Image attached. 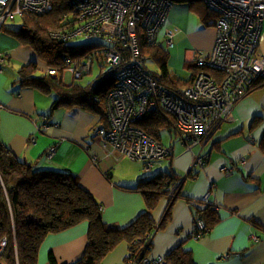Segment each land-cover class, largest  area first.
Here are the masks:
<instances>
[{
    "label": "crops",
    "instance_id": "1",
    "mask_svg": "<svg viewBox=\"0 0 264 264\" xmlns=\"http://www.w3.org/2000/svg\"><path fill=\"white\" fill-rule=\"evenodd\" d=\"M211 11L201 0H174L159 31L158 42L150 45L167 52L168 70L176 77L193 79L198 70L197 53L212 52L217 21L210 19ZM3 26L0 27V141L20 160L37 171L56 170L75 175L80 185L102 204L103 221L117 227H127L145 213L160 222L170 203L168 196L160 197L151 209L137 188L159 173H171L182 180L180 196L172 203L168 222L157 230L147 256H166L181 246L193 254L195 264H264V86L245 95L236 104L231 119L219 124L202 145L194 147L196 155L207 156L204 166L194 165L192 153L183 145L179 148L175 145L171 158L161 159L151 171L145 172L137 161L124 164V160L113 163L102 158L100 136L95 130L106 124L100 113L80 104L53 106L59 98L57 90L47 91L35 83L22 81L20 69L24 64L38 63L39 70L33 76L45 74L48 65L40 63L28 47H19L21 44L15 38L19 33H4ZM170 37L172 44L168 43ZM263 54L264 29L258 48V55ZM78 61L83 63L79 66L83 69L88 59ZM92 62L79 77L65 67L54 78L64 85L95 83L87 80V74L93 73ZM55 142L57 151L50 156L49 149ZM93 157H98L97 164ZM225 166L230 168L229 172L222 170ZM209 190L211 202L219 205L216 209L203 203ZM207 208L213 210L216 218L210 221L209 233L196 240L191 237L195 215L198 211L205 215V210L210 212ZM89 228V222L83 221L48 235L40 247L38 264H52L51 254L58 264L80 259L88 248ZM129 253L130 244L122 241L100 264H124Z\"/></svg>",
    "mask_w": 264,
    "mask_h": 264
},
{
    "label": "built area",
    "instance_id": "2",
    "mask_svg": "<svg viewBox=\"0 0 264 264\" xmlns=\"http://www.w3.org/2000/svg\"><path fill=\"white\" fill-rule=\"evenodd\" d=\"M201 1L218 13L217 36L210 54L197 53L198 70L193 83L179 91L155 78L146 68L147 56L142 50V39L148 45L158 42L174 0H69L75 24L51 31L50 35L66 42L101 45L102 61L117 69L115 84L105 98L108 124L95 129L100 136L102 158L119 163L127 157L140 162L145 172L161 159L171 158L173 147L137 124L146 114L163 110L176 120V133L168 129L171 139L177 136L185 150L192 153L193 164L204 166L207 156L196 155L194 147L202 145L219 124L230 120L236 104L264 78V54L258 55L264 29V0ZM53 8V0H0V26L8 18L44 15ZM168 43L172 44V37ZM92 61L88 58L83 69L78 60L72 66L68 61L66 67L79 77ZM61 71L59 67H46V74L52 77H58ZM57 148L58 142L53 143L49 155H54ZM93 160L97 164L99 159ZM222 170L229 172L230 168L225 166ZM181 183L182 180L168 184L170 200L177 196ZM210 198L209 190L203 203L218 208V203H212ZM209 231L205 217L198 211L191 237L199 240ZM156 232L148 235L152 242ZM142 242L136 239L130 244L124 264H169L162 255L138 258L136 246ZM5 244L3 240L1 248Z\"/></svg>",
    "mask_w": 264,
    "mask_h": 264
},
{
    "label": "trees",
    "instance_id": "3",
    "mask_svg": "<svg viewBox=\"0 0 264 264\" xmlns=\"http://www.w3.org/2000/svg\"><path fill=\"white\" fill-rule=\"evenodd\" d=\"M53 3V10L47 14L24 16L23 28L18 33L25 32V42L38 52L48 67L64 69L68 61L80 58L96 57L102 61L101 45L66 42L50 35L51 31L71 28L76 21L69 0H53ZM142 50L146 56L158 53L165 57L160 72H151L160 83L179 91L193 83L195 75L193 79L183 80L170 73L166 62L168 54L162 48L150 46L142 39ZM38 70L36 62L24 64L20 69L22 81L35 83L47 91L57 90L59 98L53 106L80 104L100 113L105 125L108 124L105 98L115 84L116 67L109 66L95 83L87 86L79 82L64 85L46 72L41 76H33ZM259 86H264V78L255 83L249 93ZM137 124L159 140L163 129L177 131L175 118L163 110L146 114ZM179 180L178 176L163 172L141 183L137 190L143 192L152 209L160 197L167 195L168 184ZM181 185L160 222H155L150 213H145L127 227H117L103 221L102 204L80 185L75 175L56 170L37 171L0 141V261L3 264H38L40 247L48 235L83 221H88L90 226L88 248L80 259L71 264H100L101 259L120 242L131 244L136 239H142L143 242L137 244L135 255L140 259L145 258L152 246L148 235L164 227L170 219L172 203L180 196ZM207 209L210 212L205 210V215L202 213L211 229L210 221L213 222L216 217L211 208ZM3 240L6 244L1 248ZM166 259L169 264H195L193 254L181 246L166 255ZM50 260L52 264H58L53 254Z\"/></svg>",
    "mask_w": 264,
    "mask_h": 264
},
{
    "label": "rangeland",
    "instance_id": "4",
    "mask_svg": "<svg viewBox=\"0 0 264 264\" xmlns=\"http://www.w3.org/2000/svg\"><path fill=\"white\" fill-rule=\"evenodd\" d=\"M210 19L214 20V21L215 20L217 21L218 20V13L214 12V11H211ZM23 25H24V16L23 15H17L15 19L8 18L5 21V24L3 26V30L2 31L4 33L12 32V31H17L18 32V31H20L23 28ZM18 36L15 35V38H17V40L21 44L19 47H21L22 45H24L25 47H28L29 48V52L32 53L33 55H35L36 59L38 61H40V63L43 62V60L40 57V55L38 54V52L32 46H30L26 42L25 43L22 42L21 37H25L27 39V35L25 34V32L23 31ZM164 58L165 57H161L160 54H158V53H155L154 55L153 54H148L147 55L146 68L152 73L153 72H159V70H161V64L164 62V61H162V60H164ZM92 59H94V61L92 62V65H93L92 66V71H93V73L92 74H87L88 75V79L87 80H91L92 79L91 81H96L98 74L101 71H104V72L107 71L109 66L106 63H104V62L100 61L99 59H97L96 57H94V58L92 57ZM166 62H167V58H166ZM169 66H172L171 62L169 64ZM160 136H161V139H162L163 143L166 146H172L173 149H174L175 145H176V148L177 147L179 148L182 145L177 136H173L172 139H171V136H170L168 128L163 129L161 131V133H160ZM123 160H124V164L127 163V162H131V163H135L136 162V161L132 162L133 160H131L130 158H127V157H125ZM147 177H150V176L147 175Z\"/></svg>",
    "mask_w": 264,
    "mask_h": 264
},
{
    "label": "clouds",
    "instance_id": "5",
    "mask_svg": "<svg viewBox=\"0 0 264 264\" xmlns=\"http://www.w3.org/2000/svg\"><path fill=\"white\" fill-rule=\"evenodd\" d=\"M3 25H4V24H3ZM3 25H2V26H3ZM2 26H0V27H2Z\"/></svg>",
    "mask_w": 264,
    "mask_h": 264
}]
</instances>
